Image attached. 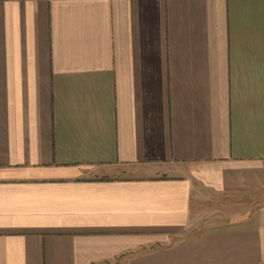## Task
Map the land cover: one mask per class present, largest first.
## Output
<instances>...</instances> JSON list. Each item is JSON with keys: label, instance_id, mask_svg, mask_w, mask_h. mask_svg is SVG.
Listing matches in <instances>:
<instances>
[{"label": "crops", "instance_id": "crops-1", "mask_svg": "<svg viewBox=\"0 0 264 264\" xmlns=\"http://www.w3.org/2000/svg\"><path fill=\"white\" fill-rule=\"evenodd\" d=\"M0 264H264V0H0Z\"/></svg>", "mask_w": 264, "mask_h": 264}, {"label": "rangeland", "instance_id": "rangeland-1", "mask_svg": "<svg viewBox=\"0 0 264 264\" xmlns=\"http://www.w3.org/2000/svg\"><path fill=\"white\" fill-rule=\"evenodd\" d=\"M161 171H165L166 173H174V172H176V169H174V167L171 165H166L163 167V170H161ZM221 199L224 200V202H225L224 205L221 203L222 206L226 207L227 208L226 211H228V212L229 211L234 212L233 209L238 208L239 205L242 206L244 202H249V200L246 199L245 197H242V196L241 197L240 196L235 197L234 195H231V196H226L223 198L219 197V198H217V200L214 198V199L210 200V205L207 204L206 207L209 206L208 208H210L212 206L211 201L212 202H214V200L220 201ZM216 206L217 205H215V207ZM208 216H210V215L208 214ZM214 217H217V215H215Z\"/></svg>", "mask_w": 264, "mask_h": 264}]
</instances>
